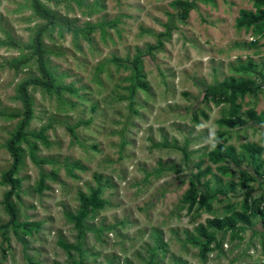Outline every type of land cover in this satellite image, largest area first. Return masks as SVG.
<instances>
[{"label":"rangeland","instance_id":"rangeland-1","mask_svg":"<svg viewBox=\"0 0 264 264\" xmlns=\"http://www.w3.org/2000/svg\"><path fill=\"white\" fill-rule=\"evenodd\" d=\"M40 1L52 23L30 0H0V264H264L258 218L238 236L210 221L242 210L247 194L264 195V123L248 118L264 111V0H182L195 4L186 14L181 0ZM41 28L48 70L74 92L28 88L26 131L45 128L48 143L28 136L35 161L20 143L18 217L9 224L6 143L22 112L17 86L39 76L32 45ZM223 80L249 89L230 101L205 94ZM234 117L245 123L229 124ZM216 141L234 148L219 162L210 156ZM191 188L211 197L210 210L188 205ZM92 191L97 203L79 233L80 195ZM199 226L221 248L202 255Z\"/></svg>","mask_w":264,"mask_h":264},{"label":"trees","instance_id":"trees-1","mask_svg":"<svg viewBox=\"0 0 264 264\" xmlns=\"http://www.w3.org/2000/svg\"><path fill=\"white\" fill-rule=\"evenodd\" d=\"M178 4L183 8L184 14H186L189 10H191L195 4L193 1H179ZM30 6L34 13L41 17L42 19L47 20L49 23L53 22V14L49 9L42 5L40 0H30ZM240 15L242 17L241 24L243 25H251L253 23L252 14L245 10L240 11ZM92 27L88 28V31H91ZM43 28L39 29L36 32V35L33 39L32 48L34 49V53L37 56L38 62V70L39 76H28L22 81L19 82L17 86V97L22 104V112L17 114L16 116L20 117V121L18 123L17 128L12 133L10 138L6 143L7 151L11 156V164L9 168L2 174V182L9 186V190L3 196V205L4 210L9 216V224H15L17 220V212L16 208L12 202V195H15L16 198H20L18 195V189L20 187V179L16 177V173L22 164L23 161V151L20 143L27 142L29 143L28 149L29 154L32 160H36L35 156V147L34 143H31L28 139V136H34L39 138L42 142L47 144V139L45 137V128H41L38 132L32 133L26 131V126L28 122L31 120L33 116V107H32V99L29 93L28 88L30 86L33 87H41L48 93L60 94L61 91L67 90L74 92V88L71 85H60L56 82L55 77L51 74L46 66V62L44 59V49L42 48L41 34ZM140 57H136L133 62V68L135 70V74L140 73ZM26 58L15 59L11 61V65L15 68H19L20 64L26 62ZM249 83L244 82V85ZM138 86V83L131 84L128 86L129 89V107L130 110L133 111V105L135 103V89ZM238 89H242L244 91L248 90V87L245 86H236L232 82L227 80H223L217 82L211 86H208L205 90V94L215 101L219 102L222 100L230 101L232 94L235 93ZM248 118L254 120L258 124L264 123V111H261L259 114L255 113V111L248 112ZM87 123V122H85ZM229 124L233 125L235 123L244 124L245 121L240 119L239 117H234V119H230L228 121ZM78 125V123L76 124ZM72 134L74 131V127L69 128ZM247 150L253 155L256 152H260L261 148L256 147L254 145L248 144L246 146ZM234 148L232 146H224L221 142L216 141L214 144V149L210 152V156L214 162H219L227 158L232 154ZM42 181H40V185ZM211 198L210 196H208ZM208 197H204L200 195L196 188H191L189 195L186 197L188 205L191 207L195 203H200L204 205L207 210H210V205L205 203V200ZM82 204L79 213L76 215L77 228L79 233L83 232L81 224L83 223L85 216L87 214V209L92 205L97 203V194L95 191H92L90 195L84 196L80 195ZM264 195H260L259 197H253L252 194H247L243 200V209L242 210H232L219 219H212L211 222L215 223L218 232L226 233L228 231L232 232V236H238L236 233L237 230L243 231L247 228L252 227L255 219H259L261 223L264 225ZM198 232L203 236L204 242L201 245V254L204 255L206 252L213 249L221 248V240L217 239L216 235L213 233H208L203 226L198 227ZM213 243V245H211Z\"/></svg>","mask_w":264,"mask_h":264},{"label":"built area","instance_id":"built-area-1","mask_svg":"<svg viewBox=\"0 0 264 264\" xmlns=\"http://www.w3.org/2000/svg\"><path fill=\"white\" fill-rule=\"evenodd\" d=\"M262 204H264V202Z\"/></svg>","mask_w":264,"mask_h":264}]
</instances>
